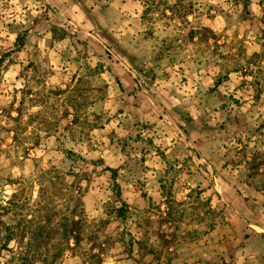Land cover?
Returning <instances> with one entry per match:
<instances>
[{
	"label": "rangeland",
	"instance_id": "obj_1",
	"mask_svg": "<svg viewBox=\"0 0 264 264\" xmlns=\"http://www.w3.org/2000/svg\"><path fill=\"white\" fill-rule=\"evenodd\" d=\"M7 229L0 264H264V0H0Z\"/></svg>",
	"mask_w": 264,
	"mask_h": 264
},
{
	"label": "trees",
	"instance_id": "obj_2",
	"mask_svg": "<svg viewBox=\"0 0 264 264\" xmlns=\"http://www.w3.org/2000/svg\"><path fill=\"white\" fill-rule=\"evenodd\" d=\"M65 36H66V33H65V31H63L60 34L59 39H64ZM16 43L18 44L17 45L18 48L22 47L23 44H24L23 39L21 37H17L16 38ZM107 170H110L112 172V177L114 179L115 178V174H116L115 169H107ZM114 187H115V189L117 190V193H118L119 190H118V185L116 183L114 184ZM123 206H124V204H123ZM117 214H118L119 217H123L124 216V207H120L119 209H117ZM73 224H75V223H73ZM7 230L9 231L10 229H7ZM73 231H75V230L72 229V231H69V232L68 231H64L63 235L66 236V235H68V233H72ZM12 234H13V231H9V233H7V235H6V240H5L6 242L3 243V244H0V254L3 251H8V247H7L8 246V242H10L14 238L12 236ZM44 236H45L46 240H50L52 238L50 233H45ZM75 238H77V236H75ZM55 257H56V255H55Z\"/></svg>",
	"mask_w": 264,
	"mask_h": 264
}]
</instances>
